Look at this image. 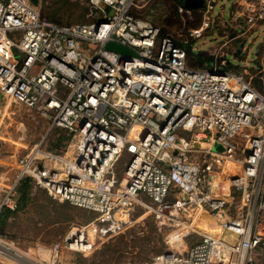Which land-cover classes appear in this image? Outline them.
I'll return each mask as SVG.
<instances>
[{
	"label": "built area",
	"instance_id": "2783aa9c",
	"mask_svg": "<svg viewBox=\"0 0 264 264\" xmlns=\"http://www.w3.org/2000/svg\"><path fill=\"white\" fill-rule=\"evenodd\" d=\"M136 2L88 0L95 19L60 23L31 0H0V96L68 137L59 150L42 147L47 134L23 146L11 180L0 163V264H59L63 250L88 256L131 226L142 196L167 230V248L146 264H257L264 255V93L245 69L190 67L185 45L135 15ZM245 2L233 20L264 21V0ZM209 21L189 35L202 37ZM25 178L93 215L45 248L47 259L1 229Z\"/></svg>",
	"mask_w": 264,
	"mask_h": 264
},
{
	"label": "rangeland",
	"instance_id": "374dc122",
	"mask_svg": "<svg viewBox=\"0 0 264 264\" xmlns=\"http://www.w3.org/2000/svg\"><path fill=\"white\" fill-rule=\"evenodd\" d=\"M204 1L202 7L187 10L184 0H137L133 13L158 26L161 35H170L185 45L190 67L217 65L238 72L245 69L246 77L264 93V21L248 28L233 20L235 11H241L245 1L255 0H215L210 9L206 6L208 0ZM37 7L43 17L61 23H88L96 17L95 13L89 15L88 0H37ZM206 16L210 20L209 28L202 37H191L190 31L200 27ZM45 134L42 147L59 150L65 146L66 133L58 128L48 132V119L37 110L20 108L0 96V163L4 164L1 171L9 180L15 172L12 164L25 153L23 146L31 148ZM125 162L123 157L117 164V178L121 177ZM27 185L23 195L17 194V208L12 212L3 210L1 229L33 253L39 247L40 255L47 259L45 248L59 241L69 226L85 224L93 215L53 199L39 186L30 182ZM149 204L142 196L133 207L132 224L128 229L104 241L88 256L63 250L59 264L150 262L153 256L167 248V230L157 225ZM256 259L257 264H264V255Z\"/></svg>",
	"mask_w": 264,
	"mask_h": 264
},
{
	"label": "water",
	"instance_id": "95a60500",
	"mask_svg": "<svg viewBox=\"0 0 264 264\" xmlns=\"http://www.w3.org/2000/svg\"><path fill=\"white\" fill-rule=\"evenodd\" d=\"M34 5H37V0H31ZM204 5V0H184L183 6L187 9H194V8H200ZM106 49L123 53V54H129L130 51L127 47L120 45L118 43L109 42L105 45ZM214 149L221 150V147L216 144L214 146Z\"/></svg>",
	"mask_w": 264,
	"mask_h": 264
},
{
	"label": "trees",
	"instance_id": "16d2710c",
	"mask_svg": "<svg viewBox=\"0 0 264 264\" xmlns=\"http://www.w3.org/2000/svg\"><path fill=\"white\" fill-rule=\"evenodd\" d=\"M54 21V20H53ZM55 22H57V21H55ZM61 23V22H60ZM196 68H199V67H196ZM66 140H68V137H67V139ZM65 140V143L67 142ZM30 180L28 179V178H25L22 182H21V184H20V186H19V188H18V193L17 194H19V195H23L24 193H25V191H26V188H27V183L29 182ZM7 211L8 212H12V211H10V210H8L7 209ZM3 232V231H2ZM4 233V232H3Z\"/></svg>",
	"mask_w": 264,
	"mask_h": 264
},
{
	"label": "bare ground",
	"instance_id": "6f19581e",
	"mask_svg": "<svg viewBox=\"0 0 264 264\" xmlns=\"http://www.w3.org/2000/svg\"><path fill=\"white\" fill-rule=\"evenodd\" d=\"M209 218H211L210 216H206V215H203V220L205 222V224H211V225H207V228H215V222L214 220L211 218V221L209 220Z\"/></svg>",
	"mask_w": 264,
	"mask_h": 264
}]
</instances>
